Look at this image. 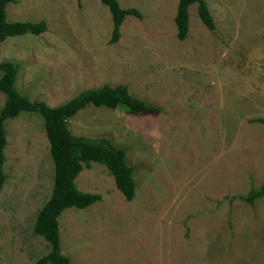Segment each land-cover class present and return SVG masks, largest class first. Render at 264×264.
<instances>
[{
  "label": "rangeland",
  "instance_id": "374dc122",
  "mask_svg": "<svg viewBox=\"0 0 264 264\" xmlns=\"http://www.w3.org/2000/svg\"><path fill=\"white\" fill-rule=\"evenodd\" d=\"M112 20L99 0H13L6 19L46 31L0 44V63L19 66L16 90L50 107L84 90L124 85L154 110L87 106L67 123L74 136L105 138L125 152L135 196L128 202L108 170L91 163L75 180L101 201L58 219L61 253L72 264H264V196L236 199L264 183V0H204L209 31L188 9L185 40L178 0H117ZM4 96L0 93V109ZM6 181L0 192V264H34L49 252L34 235L53 164L43 122H6Z\"/></svg>",
  "mask_w": 264,
  "mask_h": 264
},
{
  "label": "trees",
  "instance_id": "16d2710c",
  "mask_svg": "<svg viewBox=\"0 0 264 264\" xmlns=\"http://www.w3.org/2000/svg\"><path fill=\"white\" fill-rule=\"evenodd\" d=\"M80 0H77L79 2ZM104 5L112 20L110 44H115L120 38V27L126 17L140 19V13L135 9H122L117 0H99ZM13 0H0V44L8 38L23 35L39 36L46 31V24L40 22H14L6 19V7ZM191 5H196L199 20L209 31H214L213 19L204 0H178L174 23L177 39L185 40L188 34L189 14ZM19 66L11 61L0 63V93L4 96V104L0 109V192L6 181L3 171L5 163L4 150L6 146V122L16 119L21 114H34L43 122L45 136L49 144V156L53 164V181L48 200L35 216L33 233L45 240L49 252L39 258L34 264H72L61 253L58 219L70 208L83 210L101 201L96 194L82 193L77 190L75 180L84 168L91 163L103 165L113 178L117 190L126 201L135 196L133 169L125 161V152L116 148L105 138H85L74 136L67 129V123L77 113L87 106L116 110L123 108L130 115H141L153 107L132 96L127 87L104 85L95 89L80 92L65 103L50 107L41 101H30L15 88ZM264 124V121L258 120ZM264 196V183L253 188L246 195L236 199L249 205Z\"/></svg>",
  "mask_w": 264,
  "mask_h": 264
}]
</instances>
